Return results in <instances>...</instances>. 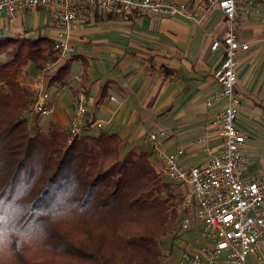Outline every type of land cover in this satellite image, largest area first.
<instances>
[{"label": "crops", "instance_id": "crops-1", "mask_svg": "<svg viewBox=\"0 0 264 264\" xmlns=\"http://www.w3.org/2000/svg\"><path fill=\"white\" fill-rule=\"evenodd\" d=\"M167 1L184 2L200 21L135 8L114 12L94 7L81 13L70 37L73 58L53 66L64 65L65 74L62 71L61 80L43 78L53 105L50 121L68 129L81 92L86 97V118L103 123L90 133L99 129L117 133L125 150L141 146L151 152L145 136L161 128L173 134L164 149L179 147L184 165L202 163L222 150L219 126L213 122L226 100L212 106L205 101L219 90L213 72L222 62L223 49H211V43L224 35L225 16L218 6L208 9L209 0ZM53 32L43 7H18L13 19L0 13V36L51 38ZM236 34L248 42L236 56L234 86L238 112L242 109L236 123L245 137L242 149L248 160L238 174L246 179L261 171L264 158V3L238 17ZM150 158L158 169L157 156ZM261 251L264 254V236ZM246 259L264 264L255 263L254 254Z\"/></svg>", "mask_w": 264, "mask_h": 264}, {"label": "trees", "instance_id": "trees-1", "mask_svg": "<svg viewBox=\"0 0 264 264\" xmlns=\"http://www.w3.org/2000/svg\"><path fill=\"white\" fill-rule=\"evenodd\" d=\"M1 51L0 264H161L160 239L176 218L169 182L181 185L117 133L88 131L68 144L62 124L40 127L36 91L17 77L33 62L62 79V64L45 72L57 60L51 38L0 36Z\"/></svg>", "mask_w": 264, "mask_h": 264}, {"label": "built area", "instance_id": "built-area-1", "mask_svg": "<svg viewBox=\"0 0 264 264\" xmlns=\"http://www.w3.org/2000/svg\"><path fill=\"white\" fill-rule=\"evenodd\" d=\"M264 0H209L208 9L218 6L226 19L222 38H214L211 49L222 47L223 59L213 75L219 90L206 99L212 106L221 98L225 105L217 113L213 123L219 124L222 150L211 153L202 163L184 165L180 162L179 147L164 149V142L172 131L161 128L148 132L145 141L158 158V170L181 186L182 213L180 230L193 235L181 241L178 259L171 264H250L247 256L254 254L255 263L264 261L261 238L264 236V158L259 173L243 179L238 171L248 164L243 152L244 134L236 123L239 100L235 91L237 53L247 49L248 42L237 37V19L242 13L252 12ZM23 6H40L50 15L54 32L51 40L55 49L56 63L73 58L70 37L81 13L94 7L114 12H128L135 8L175 18H193L196 14L187 9L184 2L167 0H0V13L13 19L15 10ZM55 63V64H56ZM43 72L33 83L23 80V85L36 91L31 107L32 115L47 116L53 105L43 80ZM86 97L79 93L75 111L68 125V139H73L95 128L103 127L99 119H87ZM202 139V138H201Z\"/></svg>", "mask_w": 264, "mask_h": 264}, {"label": "rangeland", "instance_id": "rangeland-1", "mask_svg": "<svg viewBox=\"0 0 264 264\" xmlns=\"http://www.w3.org/2000/svg\"><path fill=\"white\" fill-rule=\"evenodd\" d=\"M5 59H7V56L5 55L4 51H1L0 52V61H3ZM53 66H54V63L47 64V68H45L46 69L45 72H51L53 70ZM42 71L43 70H38L35 67L33 62H28L24 65L22 72L18 75V77H17L18 81L20 82V84L23 87H26V88L28 87L31 89V86L23 85V83H22L23 80L34 81L36 75L41 73ZM218 112H216V114H214L215 118H217ZM241 112H242V109L239 110L238 115L241 114ZM34 115L36 116L34 120L38 121V124H40L41 128H45L47 126L49 120H50V114L47 116H40L38 114H34ZM244 115H245V113H244ZM261 120H262V124L264 125V120L263 119H261ZM246 125L253 127V130H254V127H256V126H252L250 123H246ZM214 126L218 127L219 124L216 123V124H214ZM261 128L263 129V126H261ZM137 148L143 149L141 146H139ZM159 173L162 175L163 180L169 182L168 177H166L160 171H159ZM169 184H170L171 191L177 192V200L174 202V205H173V209L176 211V218H175L174 226H173L172 230L160 239V243H161L162 251H163V255L161 258L162 259L161 264H171V263L175 262L179 256L181 241L187 240L191 236L190 233H185V232L180 230V218H181L182 213L179 211L178 205L181 202V192L176 191L175 187H173L174 185H172L171 182H169ZM172 187H173V189H172Z\"/></svg>", "mask_w": 264, "mask_h": 264}]
</instances>
